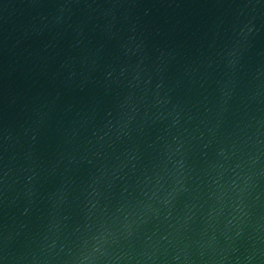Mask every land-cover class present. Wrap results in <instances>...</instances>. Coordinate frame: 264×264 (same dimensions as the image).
<instances>
[{"label":"water","instance_id":"95a60500","mask_svg":"<svg viewBox=\"0 0 264 264\" xmlns=\"http://www.w3.org/2000/svg\"><path fill=\"white\" fill-rule=\"evenodd\" d=\"M0 264H264V0H0Z\"/></svg>","mask_w":264,"mask_h":264}]
</instances>
